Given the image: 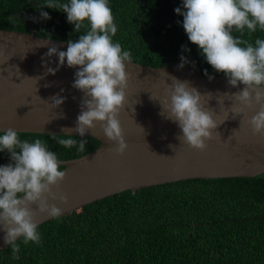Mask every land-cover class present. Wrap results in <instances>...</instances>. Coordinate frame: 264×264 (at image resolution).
<instances>
[{"label": "trees", "instance_id": "trees-1", "mask_svg": "<svg viewBox=\"0 0 264 264\" xmlns=\"http://www.w3.org/2000/svg\"><path fill=\"white\" fill-rule=\"evenodd\" d=\"M45 3L0 0V27L27 32L33 27L39 36L78 40L86 29L75 32L63 11L44 6L51 18H40L37 6ZM109 7L117 26L112 40L131 53L132 61L163 66L180 61L183 54L203 73L219 74L188 40L183 16L174 11L182 8V0H109ZM233 36L254 45L256 38L264 39V30L258 27L249 34L245 29L243 35L234 31ZM53 135L18 132L21 140L40 138L58 160L82 156L100 145L84 136L88 143L80 153L58 145ZM61 136L68 138L62 134L57 139ZM8 163L10 154L0 152V165ZM38 232L40 244L18 240L20 259L14 260L7 246L0 251V264H264V173L126 190L52 218L38 225Z\"/></svg>", "mask_w": 264, "mask_h": 264}, {"label": "clouds", "instance_id": "clouds-1", "mask_svg": "<svg viewBox=\"0 0 264 264\" xmlns=\"http://www.w3.org/2000/svg\"><path fill=\"white\" fill-rule=\"evenodd\" d=\"M44 6L66 13L75 32L86 29L78 40L67 41L66 51L53 44L42 57L47 74L55 75L65 62L76 69L72 87L84 94L74 129L68 128L63 133L68 138L57 139L54 134L52 139L58 145L83 153L88 143L83 137L89 129L95 128L96 122H101L106 139L115 142V151L123 154L128 144L118 117L125 105L129 79L125 62L130 63L132 56L129 51L122 50L120 43L112 40L117 26L109 0H69L68 3L46 0L44 5L37 7L41 9V19H50L49 13L42 10ZM182 8L177 7L174 11L183 16L182 26L188 40L198 46L200 54L215 72L223 73L228 84L237 88L235 92L222 93L232 100L231 112L240 115L244 107L259 105V110L246 122L253 134L264 137V39L256 38L253 45L241 36H233L234 31L243 35L245 29L249 34L256 32L258 27L264 30V0H182ZM181 48L190 51L187 45ZM54 55L58 57L56 68L49 67L44 61V57ZM188 63L195 66L194 61L182 54L177 68L182 69ZM204 75L209 81L214 79L207 69H204ZM169 77L172 83L165 87V95L159 101L160 115L177 124L181 130L178 140L204 151L207 141L214 138L213 130L225 120L218 123L213 118L211 108L206 110L201 102L204 94L188 80ZM241 84L243 87L239 88ZM207 95L211 97L213 93ZM50 99L52 106L58 108L66 98L56 94ZM150 99L153 100L152 96ZM218 101L222 102L221 99ZM164 111L167 116L163 115ZM2 132L0 152L7 150L10 163L0 165V230L4 232L5 244L11 247L12 258L19 260L18 240L25 245L30 241L37 245L41 242L36 212L47 213L50 218L62 215L61 208L50 204L49 198L67 201V195L58 192L66 170H61L56 153L40 138L31 142L21 140L18 130L13 128ZM73 132L81 139L72 138ZM54 186L57 191H53Z\"/></svg>", "mask_w": 264, "mask_h": 264}, {"label": "water", "instance_id": "water-1", "mask_svg": "<svg viewBox=\"0 0 264 264\" xmlns=\"http://www.w3.org/2000/svg\"><path fill=\"white\" fill-rule=\"evenodd\" d=\"M53 44L61 51L68 46L65 40L37 35L33 27L28 32L0 27V132L13 128L18 132L62 135L68 128L74 129L84 94L72 87L76 69L66 62L55 75L47 74L42 57ZM44 61L56 68L58 57H44ZM125 63L129 79L118 118L128 147L118 154L115 142L106 139L101 122L89 129L85 136L98 139L100 145L82 156L59 160L66 176L58 192L68 199L63 202L49 198V203L61 208V216L126 190L195 178L255 177L264 173V137L253 134L246 122L259 105L244 107L240 115L232 113V100L222 93L237 88L228 84L223 73H210L214 79L209 81L198 66L178 69L180 61L163 66ZM165 72L188 80L204 94L201 102L206 110L211 108L213 118L218 123L225 120L213 130L214 138L207 141L204 151L178 140L181 130L177 124L160 115L159 101L165 87L172 83ZM208 92L213 95L210 97ZM56 94L66 98L58 108L50 99ZM163 115L167 116V111ZM53 191H57L55 186ZM51 219L47 213L36 212L38 225ZM3 236L0 230V251L7 247Z\"/></svg>", "mask_w": 264, "mask_h": 264}]
</instances>
